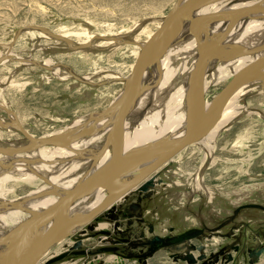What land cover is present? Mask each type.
<instances>
[{"label": "rangeland", "instance_id": "rangeland-1", "mask_svg": "<svg viewBox=\"0 0 264 264\" xmlns=\"http://www.w3.org/2000/svg\"><path fill=\"white\" fill-rule=\"evenodd\" d=\"M175 1L0 0V57L7 59L0 62V106L13 111L34 137L56 134L75 120L103 110L124 90L139 43L159 27ZM25 26L46 28L72 39V43H77L76 36L83 32L112 34L110 37L122 41L120 33L129 40L84 52L70 51L61 47L60 41L30 30L13 41L16 32ZM177 33L176 29L169 44L181 32ZM48 60L55 61L47 66L50 69L39 66ZM56 67L68 78L46 77ZM107 75L110 80L104 79ZM86 78L89 81L85 82ZM227 82L205 92L207 103L216 99ZM154 95L155 92L138 108V116L133 113L128 117V128L146 124L144 119L155 109L151 103ZM242 97L233 103L232 112L222 123L221 128H225L212 134L214 139L184 150L144 190L128 194L89 225L77 229L67 238L66 246L52 251L49 259L39 264H143L142 260L124 258L139 254L138 247L122 252V244L116 246L117 252L94 255L92 251L114 247L112 241L134 239L139 233H146L149 224L163 235H169V228L181 233L199 226H220L218 234L210 239L202 237L192 242L202 247L205 261L219 256L217 264H264V212L242 209L233 215L240 206L264 207V94L251 91ZM10 118L13 116L0 110V123H7ZM0 131L2 142L23 139L12 127L0 126ZM6 171L0 169V200L22 203L35 187L16 179L18 172ZM232 246L239 251L233 252ZM169 252H157L146 264H185L173 262L168 258ZM179 252L183 250L180 248ZM221 252L230 253L232 262L226 263ZM61 255L60 260H54Z\"/></svg>", "mask_w": 264, "mask_h": 264}, {"label": "water", "instance_id": "water-1", "mask_svg": "<svg viewBox=\"0 0 264 264\" xmlns=\"http://www.w3.org/2000/svg\"><path fill=\"white\" fill-rule=\"evenodd\" d=\"M220 1L222 0H176L172 10L162 20L159 27L139 47L121 95L103 110L89 113L85 123L77 130H63L48 136L34 137L21 125L13 111L0 106V110L13 116L11 121L5 124L0 123V126L12 127L25 141L16 147L0 146L1 155L12 156L42 147H53L66 150L77 158L90 162L89 170L81 176L74 186L41 211L34 212L19 201H0V211L21 210L30 216L21 227L0 237V247L6 246L5 250L0 253V264H36L38 259L60 239L65 231L76 230L89 225L98 215L110 209L128 194L144 190L147 185L154 181L162 168L184 150L200 142L209 134L217 124L233 93L244 80L251 76L262 75L264 54L236 71L219 91L211 107L206 109L203 73L206 62L222 56L234 55L236 53L234 50L222 51L220 47L241 19L251 14L264 16V6L251 5L200 17L188 30V34L194 38L197 56L189 76L185 95L186 127L183 135L170 142L156 144L152 147H140L126 153V118L138 98L146 70L162 59L169 46L170 37L185 18L201 8ZM222 20H227V25L218 38L212 43L202 44L200 30L209 22ZM25 30L40 32L51 39L60 41L70 51H79L89 47L88 43L74 44L67 37L52 33L40 26L20 28L13 41ZM96 39L105 42L117 41L115 38L102 36L96 37ZM263 50L264 44L249 52L259 53ZM2 60L4 57H0V62ZM39 66L50 69L46 65ZM79 80L85 81L84 79ZM102 131H106V134L104 142L97 152L77 150L71 146L76 141ZM108 150H110L109 157L100 163ZM128 174H130L129 177H124ZM96 190L106 192V197L100 203L80 217L65 219L66 209L71 203ZM242 209H259L264 212V207L249 204L238 207L233 211V215ZM46 224L48 227L45 231L33 238L34 234ZM219 229L220 226L214 228L199 226L176 233L172 228H169V235H163L158 234L155 227L149 224L147 232H141L137 239L136 247L141 249L140 253L134 256H124V258L127 260L135 258L146 264L147 259L153 257L157 252L173 249L175 252H169L168 258L175 263L217 264L219 256H212L213 261H205L206 256L202 253V247L195 246L192 242L202 237L210 239L211 235L218 234ZM125 242L112 241L114 247L94 249L92 253L95 255L117 252L119 249L116 246ZM180 248L183 252H179ZM231 249L235 253L239 251L237 246H232ZM195 252H198V255H194ZM221 255H224L226 263L232 262L230 253L223 254L221 252ZM62 257V255L57 256L54 260H60Z\"/></svg>", "mask_w": 264, "mask_h": 264}, {"label": "bare ground", "instance_id": "bare-ground-1", "mask_svg": "<svg viewBox=\"0 0 264 264\" xmlns=\"http://www.w3.org/2000/svg\"><path fill=\"white\" fill-rule=\"evenodd\" d=\"M251 5L264 6V0H222L192 13L179 24V26L177 27V32L181 33L177 39L180 40H174L173 38L162 59L157 63L149 66L144 74L138 98L133 104L126 118V153H130L140 147H152L156 144L170 142L180 138L183 135L186 127L185 95L188 87L189 76L191 74L197 56L194 38L188 34L190 26L193 25L200 17L219 14L226 11H232ZM160 24L161 22L159 23V25ZM226 25L227 20L209 22L200 30L202 44L205 45L214 42L225 29ZM83 34L85 37L81 38L80 35ZM99 36L110 37L112 36V34L110 36H104V34L101 35L100 33L93 32L88 33L87 35H85L84 32L82 34H78L76 36V39L78 41L74 44L88 43L89 47L87 48L88 50H79L77 52L102 49L108 47L109 45H116V43H126L129 40L124 39L125 36H120V33L118 36L120 38H123V40H117L118 42H105L97 40L96 37ZM143 43L144 42L139 43L140 45L137 47L135 55L138 54V51L140 49L139 47L143 45ZM60 44L61 47H66L64 43L61 42ZM262 44H264V16L261 14H251L241 19L235 25L233 30L230 32V34L220 47L222 51L234 50L236 53L232 56H222L216 59L209 60L204 66L203 73L205 92L221 82L227 80L229 81L231 76L241 67L261 57L264 54V50L259 53H250L249 51L255 49L256 47H259ZM4 59L6 58L4 57ZM54 62L52 60H48L44 61L43 63H39V65L52 66L54 65ZM214 62L216 64H214L213 67L209 68V65ZM34 64L35 63L33 62L32 65ZM50 71V74L46 77L63 79L68 75L62 72L61 68L58 67L53 68ZM109 77L110 75H107V77H104V79H109ZM88 79L89 78H86V81ZM251 91L264 94V70L262 72V75L251 76L244 80L237 87L225 109L223 110L215 127L198 143L208 141L211 137L214 139L215 135L212 134L219 133L221 129L225 128H221L222 123L224 122L226 116L232 112L233 103L240 100L242 96ZM154 92L155 95L154 97H152L151 103L154 104L153 106L155 109H153L154 111L151 110L153 113L152 115L150 114V117L148 119H144L146 120L144 122L146 124H143L144 126H141L139 128V126L136 127V124L139 125L140 123L136 121V124H134L136 128H133V126H131L132 128H128V117L133 113L135 115L138 108L140 106L142 108V105L150 99ZM212 104L213 102L207 103L206 101V109H209ZM87 116L78 121L75 120V122L68 125L61 131L79 129L80 126L85 123ZM133 120L135 119L133 118ZM7 130L8 129H6V131ZM105 134L106 131L93 133L92 136L85 137L79 141H76L72 143L71 146L77 150L97 152L104 142ZM5 140L6 142H2L0 135V146L16 147L18 145H22L25 142L23 139L19 140L18 142H9L7 139ZM109 155L110 150H108L104 159L100 163H103L109 157ZM89 166V161L79 159L66 150L53 147H42L12 156L0 154V169L3 168L9 173L18 172V176H16V179L22 182L24 181V183L27 182L28 185L32 184L35 187V190L29 193L30 195L28 194L29 196H27L25 199L22 198L23 200H21L23 201L22 203L25 207L32 209L34 212L41 211L42 209L53 203L63 193L71 189L74 184L81 178V176H83L89 170ZM129 175L130 174L124 177H129ZM2 181L4 182V180ZM63 190L64 192L59 193V191ZM53 193H55V195H53ZM38 195L40 197L36 198V196ZM105 197V191L96 190L88 196L74 201L67 207L65 219L80 217L84 215L90 209L100 203ZM29 217L30 216L28 213L21 210L0 211V237L5 235L9 231H12L13 229L21 227L29 219ZM47 227L48 224L42 226L36 232V234H34L33 238L38 237L43 231H45ZM76 230L74 229L65 231L60 239L38 259L36 264L49 259V254L52 251H55L57 249L60 250L65 245L67 238ZM5 248L6 246L0 247V253H2Z\"/></svg>", "mask_w": 264, "mask_h": 264}, {"label": "flooded vegetation", "instance_id": "flooded-vegetation-1", "mask_svg": "<svg viewBox=\"0 0 264 264\" xmlns=\"http://www.w3.org/2000/svg\"><path fill=\"white\" fill-rule=\"evenodd\" d=\"M139 235L134 237V239H123L122 241H126V242L122 245V249H120V251L125 252L128 250V247H133V246L136 247V243ZM170 252H175V251H170ZM134 255H138V254H134ZM134 255H127V256H134Z\"/></svg>", "mask_w": 264, "mask_h": 264}, {"label": "crops", "instance_id": "crops-1", "mask_svg": "<svg viewBox=\"0 0 264 264\" xmlns=\"http://www.w3.org/2000/svg\"><path fill=\"white\" fill-rule=\"evenodd\" d=\"M163 169V168H162ZM161 171V170H160Z\"/></svg>", "mask_w": 264, "mask_h": 264}]
</instances>
